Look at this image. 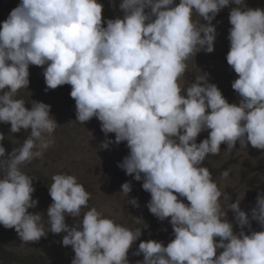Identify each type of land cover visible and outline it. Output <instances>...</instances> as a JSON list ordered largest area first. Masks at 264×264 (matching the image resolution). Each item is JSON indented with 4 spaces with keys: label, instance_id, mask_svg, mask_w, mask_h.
Masks as SVG:
<instances>
[{
    "label": "clouds",
    "instance_id": "1",
    "mask_svg": "<svg viewBox=\"0 0 264 264\" xmlns=\"http://www.w3.org/2000/svg\"><path fill=\"white\" fill-rule=\"evenodd\" d=\"M15 1L0 0V141L12 150L6 155L0 145V231L21 244L42 237L53 243L63 232L71 264H129L128 251L141 236L140 227L88 208L91 192L74 175L53 174L48 185L21 170L43 155L58 125L50 105L25 107L16 98L35 65L46 91L71 85L77 122L100 121L106 136L101 148L126 142L129 153L118 166L143 180L150 213L170 218L174 238L166 246L141 241L133 254L143 260L136 264H264V193L251 212L260 231L246 234L251 224L239 199L228 203L240 228L234 232L222 192L201 166L221 144L229 152L237 142L241 149L250 144L264 150V9L244 0H121L123 17L107 19L105 26L98 0ZM230 5L226 60L237 74L231 87L239 103H229L207 74L180 83L190 58L214 50L211 21ZM205 130L207 138L197 143ZM228 176V170L221 173ZM111 180L125 197L131 191L122 176ZM81 216L79 227L66 223L77 224L71 217ZM7 245L0 241V264H15L5 256Z\"/></svg>",
    "mask_w": 264,
    "mask_h": 264
},
{
    "label": "rangeland",
    "instance_id": "2",
    "mask_svg": "<svg viewBox=\"0 0 264 264\" xmlns=\"http://www.w3.org/2000/svg\"><path fill=\"white\" fill-rule=\"evenodd\" d=\"M98 2L103 5L102 20L105 26L107 19L123 17L119 8L121 0H98ZM174 3L178 4L179 0H174ZM244 3L249 8L264 9V0H244ZM232 6L234 5L222 8L211 21L216 30L214 50L211 53L201 50L194 58H190L180 83L188 85L201 75L207 74L208 82L216 84L229 103H239L240 97L231 87L237 74L226 60L230 47L228 33L231 27L228 17ZM193 19L207 23L195 14ZM45 89L44 76L41 79L36 66L29 65V85L27 89H21L16 98L24 99L25 107H31L33 101L50 105V114L58 125L52 134L53 142L43 150V155L22 165L21 170L33 179H40L48 185L52 182L53 174L74 175L91 192L92 198L88 202V208L95 207L103 216L130 229L140 227L141 236L128 251L129 264L143 260V254H133L141 241L155 240L166 246L174 238L170 218L161 221L151 214L147 207L151 197L150 193L142 188L143 180H135L133 175L126 174L125 170L118 166L129 153L126 142L118 144L113 142L107 149L101 148L100 145L105 141L106 136L101 131L100 121L93 117L83 125L75 120V101L70 96L71 85L65 84L47 91ZM182 94L186 95V91L182 90ZM207 136L208 131H202L196 142L199 143ZM107 139L114 141L115 134L108 133ZM0 145L4 147L2 141ZM220 148L218 155L209 154L201 166L209 169L213 181L220 188L222 192L220 203L223 208L226 209L228 203L239 199V207L248 215L251 224V229L248 226L244 227L245 233L248 234L250 230L260 231L261 226L251 219V212L258 194L264 193V150L256 149L250 144L246 149H241L239 142L230 152L227 151L226 144H221ZM11 151L5 148L6 155ZM225 170L229 171L227 179L221 177V173ZM116 175L118 178L122 176L124 183L128 182L131 185V191L126 197L116 191V187L111 188L114 185L111 179ZM178 198L188 203L186 198L179 196ZM133 199L136 200V205L131 203ZM51 203L52 199L48 206ZM86 210L82 209V213ZM226 212L227 219L233 224V231L238 233L240 228L237 226L233 211L226 209ZM66 216L70 218L69 215ZM43 217L46 219L45 215ZM71 219H76L77 224L70 225L69 221H66L69 227L80 226L82 216ZM64 235L65 233L62 232L53 236L52 242L59 243L58 247L44 241L45 237L27 244H21L20 239L14 242L5 236L3 231H0V241L8 242L5 256L15 264H71L73 256L69 252L70 246L61 243ZM50 249L54 251L48 256L46 251ZM221 251L222 249H217V255Z\"/></svg>",
    "mask_w": 264,
    "mask_h": 264
},
{
    "label": "trees",
    "instance_id": "3",
    "mask_svg": "<svg viewBox=\"0 0 264 264\" xmlns=\"http://www.w3.org/2000/svg\"><path fill=\"white\" fill-rule=\"evenodd\" d=\"M19 3H20V0H17ZM121 13H122V11H120ZM123 14V13H122ZM16 244H14V246H15Z\"/></svg>",
    "mask_w": 264,
    "mask_h": 264
}]
</instances>
